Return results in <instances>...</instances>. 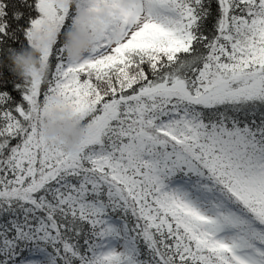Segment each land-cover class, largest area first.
<instances>
[{"label": "snow or ice", "instance_id": "6c2138e0", "mask_svg": "<svg viewBox=\"0 0 264 264\" xmlns=\"http://www.w3.org/2000/svg\"><path fill=\"white\" fill-rule=\"evenodd\" d=\"M0 264H264V0H0Z\"/></svg>", "mask_w": 264, "mask_h": 264}, {"label": "clouds", "instance_id": "9594fccd", "mask_svg": "<svg viewBox=\"0 0 264 264\" xmlns=\"http://www.w3.org/2000/svg\"><path fill=\"white\" fill-rule=\"evenodd\" d=\"M32 54V59L27 65H20L19 70L23 72L25 68L36 66L35 56ZM45 134L49 139L60 140L66 151H74L85 136V130L78 126H73L70 114L67 111H54L46 119Z\"/></svg>", "mask_w": 264, "mask_h": 264}]
</instances>
